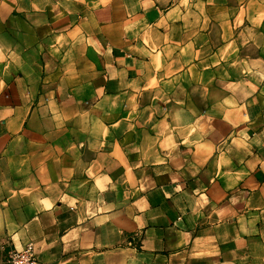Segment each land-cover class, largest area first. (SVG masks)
Segmentation results:
<instances>
[{"label": "crops", "instance_id": "crops-1", "mask_svg": "<svg viewBox=\"0 0 264 264\" xmlns=\"http://www.w3.org/2000/svg\"><path fill=\"white\" fill-rule=\"evenodd\" d=\"M264 264V0H0V263Z\"/></svg>", "mask_w": 264, "mask_h": 264}, {"label": "built area", "instance_id": "built-area-1", "mask_svg": "<svg viewBox=\"0 0 264 264\" xmlns=\"http://www.w3.org/2000/svg\"><path fill=\"white\" fill-rule=\"evenodd\" d=\"M0 264H40L32 243H27L21 249H14L3 257Z\"/></svg>", "mask_w": 264, "mask_h": 264}]
</instances>
